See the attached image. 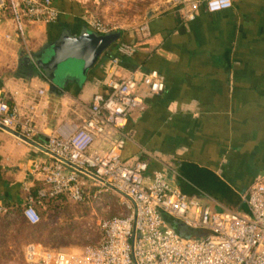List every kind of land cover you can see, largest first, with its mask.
Instances as JSON below:
<instances>
[{
  "label": "crops",
  "instance_id": "obj_1",
  "mask_svg": "<svg viewBox=\"0 0 264 264\" xmlns=\"http://www.w3.org/2000/svg\"><path fill=\"white\" fill-rule=\"evenodd\" d=\"M9 1L0 0V90L10 106L24 111L38 102L45 118L38 119L42 133L31 144L0 128L5 204L23 207L41 186L34 166L49 161L47 136L65 121L82 124L93 96L108 93L109 80L158 71L165 90L150 94L139 85L145 108L129 115L123 160L165 172L181 193L214 211L248 214L244 195L264 174V0H232L230 10L218 13L201 7L192 22L160 0L144 22L117 31L120 38L94 67L64 66L54 76L39 62L65 36L95 35L86 15L109 6L104 0H54L58 22L26 23L21 38ZM122 44L135 53L120 55Z\"/></svg>",
  "mask_w": 264,
  "mask_h": 264
},
{
  "label": "built area",
  "instance_id": "obj_2",
  "mask_svg": "<svg viewBox=\"0 0 264 264\" xmlns=\"http://www.w3.org/2000/svg\"><path fill=\"white\" fill-rule=\"evenodd\" d=\"M179 7L192 22L204 7L207 13L230 10L232 0H165ZM17 34L24 38L26 23L52 25L61 15L54 0H10ZM4 8V3L0 5ZM87 26L97 36L117 30L97 16L87 18ZM142 31H147L143 26ZM11 41L10 35L3 37ZM122 56H132L135 48L119 45ZM120 64L118 58L112 61ZM150 94H160L165 83L158 71L138 77L107 82V94L93 96L82 124L65 121L47 136L44 152L49 161L37 164L41 186L29 194L22 215L28 224L41 222L37 205L61 196L75 204L98 203L103 195L123 198L125 214L98 223L99 241L76 252L48 251L38 245L26 248V264H264V174L258 176L244 195L248 214L217 212L197 198L176 188L163 171L149 173V164L123 160L127 142L125 128L129 115L144 110L145 99L139 85ZM45 90H39L43 97ZM45 114L38 102L21 110L10 106L0 90V126L16 134L24 143L41 135L37 126ZM106 147V148H105ZM13 208L0 198V216ZM183 223L187 229L208 234L184 238L171 228L164 216Z\"/></svg>",
  "mask_w": 264,
  "mask_h": 264
},
{
  "label": "rangeland",
  "instance_id": "obj_3",
  "mask_svg": "<svg viewBox=\"0 0 264 264\" xmlns=\"http://www.w3.org/2000/svg\"><path fill=\"white\" fill-rule=\"evenodd\" d=\"M159 1L104 0L108 9L95 8L86 16H97L119 31L144 22ZM69 65L79 66L76 61H69ZM122 201L123 198L111 192L103 195L98 203L75 204L65 199L41 211V222L35 227L24 219L22 206L13 208L0 216V264H26V248L32 244L48 251L63 252H76L96 244L99 241L98 223L126 213Z\"/></svg>",
  "mask_w": 264,
  "mask_h": 264
},
{
  "label": "water",
  "instance_id": "obj_4",
  "mask_svg": "<svg viewBox=\"0 0 264 264\" xmlns=\"http://www.w3.org/2000/svg\"><path fill=\"white\" fill-rule=\"evenodd\" d=\"M150 17V14L148 15ZM120 38L119 33L109 36H97L85 34L82 37H68L65 36L51 47L47 57L44 61L39 62V67L46 72H53L52 76L61 68L67 66L69 61H76L82 66L84 71H87L95 66L102 54L107 51ZM1 129L13 134L2 126ZM33 141H28L32 143ZM191 234L195 236H204L208 234L202 230H191Z\"/></svg>",
  "mask_w": 264,
  "mask_h": 264
},
{
  "label": "trees",
  "instance_id": "obj_5",
  "mask_svg": "<svg viewBox=\"0 0 264 264\" xmlns=\"http://www.w3.org/2000/svg\"><path fill=\"white\" fill-rule=\"evenodd\" d=\"M38 190V189H37ZM37 190L35 191V192H31V194L33 195V194H36V192H37ZM68 200L69 201V199H68V197L67 196H61V197H58V198H56V199H54V200H51V201H48V202H46L45 204H43V205H37V210H38V212H39V214H40V216H41V219H42V212L41 211H43L44 209H46V207H48V206H53V205H58L59 203H61L63 200ZM50 208V207H49ZM164 218H165V220H166V222L167 223H169L168 225L171 227V228H173L177 233H179L182 237H184V238H194L193 236H195V235H193V234H191V231H189L184 225H183V223H180L179 221H177V220H174L173 218H171V217H169V216H164ZM40 224V223H39ZM39 224H37V225H39ZM30 225V224H29ZM37 225H35V226H37ZM32 226V225H31ZM35 226H33V227H35ZM185 232V233H184ZM197 238V237H196Z\"/></svg>",
  "mask_w": 264,
  "mask_h": 264
}]
</instances>
